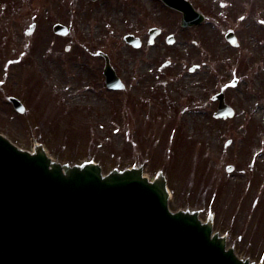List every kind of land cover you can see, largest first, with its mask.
Returning a JSON list of instances; mask_svg holds the SVG:
<instances>
[{
    "label": "rangeland",
    "instance_id": "obj_1",
    "mask_svg": "<svg viewBox=\"0 0 264 264\" xmlns=\"http://www.w3.org/2000/svg\"><path fill=\"white\" fill-rule=\"evenodd\" d=\"M189 1L205 18L182 27L157 0H0V133L104 171L163 169L170 208L213 213L228 245L264 264V0ZM55 22L68 33H54ZM153 26L160 33L149 43ZM100 52L125 89L104 85ZM221 88L235 110L226 120L213 118L210 97Z\"/></svg>",
    "mask_w": 264,
    "mask_h": 264
},
{
    "label": "water",
    "instance_id": "obj_2",
    "mask_svg": "<svg viewBox=\"0 0 264 264\" xmlns=\"http://www.w3.org/2000/svg\"><path fill=\"white\" fill-rule=\"evenodd\" d=\"M163 1L184 25L202 18L187 1ZM104 75L108 87H123L107 59ZM214 98L215 117L233 115L222 92ZM167 196L161 173L153 182L140 167L104 175L93 161L60 163L40 143L30 152L0 134V264H254L226 248L211 216L169 212Z\"/></svg>",
    "mask_w": 264,
    "mask_h": 264
}]
</instances>
